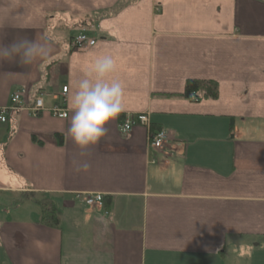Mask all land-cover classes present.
Listing matches in <instances>:
<instances>
[{"label":"crops","instance_id":"1","mask_svg":"<svg viewBox=\"0 0 264 264\" xmlns=\"http://www.w3.org/2000/svg\"><path fill=\"white\" fill-rule=\"evenodd\" d=\"M16 92L43 111L0 123V264H264V0H0V108Z\"/></svg>","mask_w":264,"mask_h":264},{"label":"built area","instance_id":"2","mask_svg":"<svg viewBox=\"0 0 264 264\" xmlns=\"http://www.w3.org/2000/svg\"><path fill=\"white\" fill-rule=\"evenodd\" d=\"M95 44V40L88 37L85 34H79L74 37L70 44L69 48L72 51H78L87 47H92ZM67 93V88H63L60 96V103L53 108L51 114L53 117L59 119L67 118V109H66V99L65 95ZM23 92H16L10 96V102L7 107L0 108V123L6 122V117L11 113H17L22 110H26L29 115L37 117L43 111V103L40 98H36L34 104L30 107L24 108L21 102ZM192 101L198 102V99L191 97ZM137 126L148 128L149 122L147 115L139 114L135 117H127L120 124L119 129L123 134H128L131 130ZM169 142L168 134L164 131H159L154 134H150L148 137V146L153 151L162 154L164 156L168 155L167 144ZM84 202L89 207L102 208L103 196L100 194H92L83 196Z\"/></svg>","mask_w":264,"mask_h":264},{"label":"trees","instance_id":"3","mask_svg":"<svg viewBox=\"0 0 264 264\" xmlns=\"http://www.w3.org/2000/svg\"><path fill=\"white\" fill-rule=\"evenodd\" d=\"M217 90H218L217 84L213 81L190 80L185 84L184 93L181 96L185 99H191V97H194L198 99V101L215 100L218 97ZM137 127H141V126H137ZM149 127L150 125L148 126V129ZM141 128H145V127H141ZM156 132L159 131H155V130L152 131L150 129L148 137L150 134H154ZM55 140L57 145L62 144V136L56 135ZM32 142L41 145V143L38 142L34 136L32 137ZM36 203L38 204V201H36ZM39 206H40V222L49 227H56L59 223V216L55 212V210L48 203L39 202ZM102 207H104V209L106 210L108 209L107 203L104 200Z\"/></svg>","mask_w":264,"mask_h":264}]
</instances>
